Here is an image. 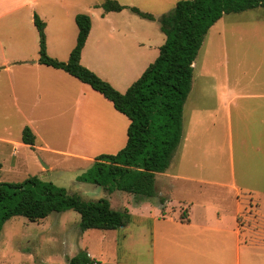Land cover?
<instances>
[{"label": "rangeland", "instance_id": "obj_1", "mask_svg": "<svg viewBox=\"0 0 264 264\" xmlns=\"http://www.w3.org/2000/svg\"><path fill=\"white\" fill-rule=\"evenodd\" d=\"M122 16L134 17L127 12ZM152 25V43L162 44L164 36L158 23ZM48 56L59 62L68 58ZM253 62L258 63L255 73ZM7 82L9 74L0 70V83ZM253 82L264 88V8L225 14L209 29L194 61L191 88L182 110V132L188 134L184 160L179 161V151L175 150L168 168L155 176V197L146 199L118 190L107 194L100 186L78 180L92 162L63 154L71 151L68 139L72 135L67 139L71 118L67 114L38 103L30 111V104H16L7 94V101L0 97L1 182H21L35 176L85 201L106 198L112 209L129 214L127 224L113 231H81L80 216L73 210L53 212L36 222L13 217L1 226L0 264H69L81 250L93 264H215L222 255L233 256L228 240L213 231L172 228V220H178L176 211L183 207L178 202L185 199H203L213 207L232 209L231 199H235L230 196L235 190L229 187L231 177L251 185L255 178L259 191L251 196L252 208L239 219L241 226H251L239 228L240 264H264V142L258 136L253 141ZM228 109L231 128L223 131ZM26 120L29 126L37 127V147L44 140L48 150L21 149L11 157V145L5 142L21 137L28 126ZM75 138L83 140L82 147H87L84 153L93 160L99 155H114L125 146L113 152L117 146L102 139L95 141L97 138L84 135L80 127ZM254 144L260 147L259 154H255ZM197 162L202 167L196 168ZM199 171L217 185L197 183ZM175 173L181 177H166ZM166 195L171 199L169 210L164 219L158 218L165 205L161 206L160 199ZM240 200L244 203L249 197L242 195ZM248 212L254 217H247ZM190 236L195 237L190 241L195 243L187 249L179 240Z\"/></svg>", "mask_w": 264, "mask_h": 264}, {"label": "crops", "instance_id": "obj_2", "mask_svg": "<svg viewBox=\"0 0 264 264\" xmlns=\"http://www.w3.org/2000/svg\"><path fill=\"white\" fill-rule=\"evenodd\" d=\"M104 1L0 0V70L9 74V82L0 83V97L6 100L7 94L13 98L16 104L19 102L30 104L33 106L30 111L38 103L55 108L60 114H67L66 117L71 118L67 132V139L68 135H72L68 139L71 151L62 153L87 162H93V159L88 153H84L87 151V147H82L83 140L75 138L79 127L82 128L84 135L97 138L95 141L102 139L106 140L109 146H117L112 149L113 152H116L126 143L129 121L123 114L114 109L111 102L104 99L88 85L81 83L62 70L37 62L39 37L33 21L34 16H37L44 23L47 55L51 56L52 54L61 58L66 55L69 56L75 47L78 33L75 23L76 15H87L91 27L81 50L80 64L93 73L95 72L98 77L118 92L124 93L141 76L148 65L155 60L158 56V49L163 44L152 43L154 39L152 23H158V18L172 10L179 0H114L124 6L125 9L120 12L107 13L100 7ZM129 8H137L143 13L150 14L154 20L149 21L140 18ZM124 12L131 13L135 18L122 16ZM148 23H151V26ZM254 66H256L253 68L255 73L258 71V63L253 62ZM95 93L99 94L103 100L98 98ZM228 114H230L229 109L227 123L224 120L223 131H229L231 128ZM26 124H29L28 120H26ZM85 124H88L86 128L84 127ZM26 127L34 135V144L30 147L22 143L21 137L4 141L9 146L11 145L9 148L11 157L17 156L21 149L28 151L33 150V148L40 151L48 150L44 140L40 142L38 147L36 145L37 127L29 125ZM187 135L183 132V139L176 149L179 151V161L184 160ZM257 136L259 140L264 142V88L253 82L254 142ZM0 141L2 140L0 139ZM94 144L97 146L96 143ZM253 146L255 154H259L260 147L257 144ZM253 165H256V162H253ZM195 167H202V164L197 162ZM157 175L160 174L155 176ZM196 176L198 178L196 182L200 185H217L216 182L208 178L207 173L203 174L199 171ZM166 177L172 179L181 176L179 173H175ZM250 185L247 180L237 183L235 178H230L229 187L235 190V193L230 196V199H235H231L234 203L232 209L213 207L203 199L198 201L185 199L183 202H178L183 207L176 211L179 218L177 221L172 220V228H196V231L201 233L206 230L221 235V238L228 240L233 256L230 255L227 258L222 255L214 263L240 264L241 238L239 228H251V226H241L239 219L246 216L245 210L247 208H252L249 204L252 201L251 196L259 192L255 187V178H253V185ZM227 186L228 184H224L223 187ZM242 195L248 196L249 200L244 203L241 202ZM166 197L164 198L165 205L160 212L163 215L162 217L159 215L158 218L164 219L169 210L168 205L171 203V199L169 195ZM251 216L254 217V213L248 212L247 217ZM192 233L195 234V232ZM191 240H195V237L190 236L179 241L187 249H191L195 243L190 242Z\"/></svg>", "mask_w": 264, "mask_h": 264}, {"label": "trees", "instance_id": "obj_3", "mask_svg": "<svg viewBox=\"0 0 264 264\" xmlns=\"http://www.w3.org/2000/svg\"><path fill=\"white\" fill-rule=\"evenodd\" d=\"M100 7L106 13L125 9L114 0H105ZM257 8H264V0H179L172 10L158 18L159 30L164 35L158 56L124 93L80 64L81 50L91 27L87 15L75 17L76 44L65 62L47 55L44 23L34 16L39 37L37 62L88 85L129 121L125 146L114 155L97 156L78 180L100 186L107 194L118 190L139 199L155 197V175L168 168L182 140L183 105L191 88L193 63L206 34L223 15ZM129 9L140 18L154 20L137 8ZM21 141L33 146L34 135L28 127L23 129ZM160 203L164 204L163 198ZM68 210L79 214L81 231H113L129 220L126 210L112 209L106 198L85 201L35 176L21 182L0 181V230L13 217L36 222L53 212ZM93 262L84 250L68 260L69 264Z\"/></svg>", "mask_w": 264, "mask_h": 264}, {"label": "water", "instance_id": "obj_4", "mask_svg": "<svg viewBox=\"0 0 264 264\" xmlns=\"http://www.w3.org/2000/svg\"><path fill=\"white\" fill-rule=\"evenodd\" d=\"M44 168L47 169V167L44 165Z\"/></svg>", "mask_w": 264, "mask_h": 264}]
</instances>
